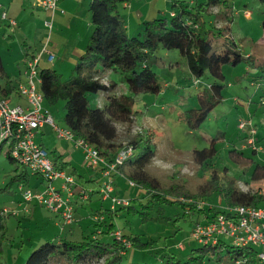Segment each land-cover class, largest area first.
I'll return each mask as SVG.
<instances>
[{
	"label": "trees",
	"instance_id": "trees-1",
	"mask_svg": "<svg viewBox=\"0 0 264 264\" xmlns=\"http://www.w3.org/2000/svg\"><path fill=\"white\" fill-rule=\"evenodd\" d=\"M130 1L92 0L90 4L92 32L84 53L78 58L67 79H62L54 69L47 67L40 69V91L43 94L44 109L49 114H51L49 107L64 102V120L67 126L64 128L72 131L74 141L83 140L98 150L107 163L113 162L122 150L132 148V153L117 165V171L112 176L114 179L119 173L123 178L129 179L132 185L143 188V193L146 194L144 198H131L128 206H120L116 210L101 205V208L96 210L98 213H95V217L98 218L95 220L98 223L94 224L95 230L87 234L83 233L81 240L78 241L59 237L48 240L28 255L25 264H153L152 262H126L128 250L131 247L151 246L155 249L157 244L155 239L143 241L132 233L123 234L120 238L116 237L114 233L117 229L115 221L117 217L126 213L141 215L145 219L165 220L170 219L164 216L166 208L177 206L183 210L182 215L171 220L167 225L175 224L176 220L185 218L187 215L190 221L197 225L201 221L213 220L218 213L227 214L224 207L237 205L259 207L261 203H264V193L250 189L243 190L236 177L222 173L213 167L210 168L209 178L198 187L196 192L181 185H173L170 188L162 185L159 178L147 169L156 157V150L153 147L155 143L151 134L146 133V137L137 135L127 142V139L120 136L119 125L130 127L134 123L136 114L134 96L113 94L118 83L106 76L107 71L120 70L126 74L128 90L132 94H159L162 91V84L154 67L158 62L160 49L177 51L196 80L204 77L210 68L214 69V74L219 78H223L220 69L226 64L238 66L247 63L249 68H260L264 72V59H260L255 54L242 53L233 39L230 40L232 47L225 45L220 52L215 51L213 45L215 36L230 38V24L234 18L231 1L193 0L189 3L186 0H172L171 15L145 21L142 32L135 36L129 34L119 8L121 4ZM248 72L236 77L235 82L242 84ZM3 76H6V72L0 55V78ZM213 87L200 88L196 93L197 107L188 109L181 115V120L190 129L200 128L210 112L220 104L219 93ZM101 92L105 93L106 97L104 107H90L87 95ZM14 93L23 97L19 93L18 86H13L8 81L0 91V96L9 98ZM261 105H264V100H261ZM142 143L145 144L144 152L133 160L135 150ZM5 146V142H0V153L4 151ZM255 149L253 154H256ZM47 151L55 166L65 171L70 163L64 161L63 155L57 154L54 150L47 149ZM217 154L218 149L214 139L210 141L208 147L193 151L195 161L201 165H205ZM5 155L11 163L16 164V174L5 187H0V191L11 192L14 184L18 183L19 189L23 190L20 202L38 205L34 200L24 199L26 191H35L32 188L25 189L28 168L12 158L9 147L5 150ZM229 155L238 163L243 158V154L235 148L229 152ZM254 164L252 158V167ZM101 166L99 168L104 169V166ZM251 180L264 181V164H255ZM92 181L96 180L91 179L89 182ZM98 192L93 189L91 193L89 192V198ZM64 196L67 197V194ZM216 196L221 198L224 206L216 205ZM189 199H192L194 203H188ZM197 201H206L209 205L199 207L195 204ZM72 204L74 206L73 199ZM38 206L46 208L42 205ZM7 213H9L8 209L0 207V257L4 254V242L8 238L5 221ZM104 215L105 217H101ZM179 230L178 226L177 231ZM124 238L130 242V247L124 243ZM258 252V247L254 245L240 246L230 240L219 238L216 243L209 242L194 247L186 258L178 257L176 252L167 247L165 252L159 255V259L160 264H206L207 261H215V264L224 262L264 264Z\"/></svg>",
	"mask_w": 264,
	"mask_h": 264
},
{
	"label": "rangeland",
	"instance_id": "rangeland-1",
	"mask_svg": "<svg viewBox=\"0 0 264 264\" xmlns=\"http://www.w3.org/2000/svg\"><path fill=\"white\" fill-rule=\"evenodd\" d=\"M230 1L234 15L230 24V38L215 36L216 39L213 41L215 51L220 52L225 45L232 47L230 40L233 39L242 53L251 52L260 59H264V0ZM32 8L38 9L35 6H29L28 3L25 9L22 10V14L19 16L22 24L26 17L31 15ZM153 18L154 16L150 17V19ZM16 22L13 19L10 20V23L15 26L17 25ZM6 28L9 29V27L3 26L2 30H6ZM134 29L135 27H132L131 31H129L132 36L142 32L143 25L139 31L134 32ZM21 31L24 32L23 30ZM9 34L13 35L11 32ZM10 39L12 40L11 45L14 48V52H4L3 60L7 73L10 74L11 80L15 82L17 77L15 74L17 71L16 66L22 63L23 60L19 56V52L21 46H24V41L19 37V34L18 36L16 34L10 37ZM1 44H4L3 40H1ZM158 56L159 59L154 70L162 84V91L159 94H132L128 90L126 74L120 70L106 72L108 78L118 83V87L113 94H131L136 100L134 123L130 127L119 125L120 136L127 139V142L130 138L137 135L146 137V133L151 134L155 143L153 147L156 150V157L147 169L151 174L157 176L165 187L170 188L173 185H181L192 192H196L198 187L209 178L210 168L213 167L222 173L236 177L243 190L250 189L264 193V181L251 180V173L255 164H264V105H261V100H264V92L262 91L264 90V72L260 68H249L247 63H242L238 66L226 64L220 69L223 78H219L214 74V69L210 68L204 77L196 80L183 63L177 51L160 49L158 50ZM75 65L76 63L73 68ZM246 72H248L246 80L242 81V84L236 83L235 78L245 75ZM58 74L62 75V79H66L65 74H68V72L59 70ZM205 86H214L213 89L219 93L221 102L210 112L200 128L192 130L180 117L186 110L197 107L196 93ZM87 98L92 108H102L106 103L105 93L103 92L90 93ZM49 110L58 126L67 127L64 120V102H60L51 108L49 107ZM242 122L245 123L244 127H241ZM51 127V125L47 124L37 132L35 137L37 143L43 139L42 143L48 149L63 146L67 150L70 148L69 142L76 147L72 140H68L69 142L60 140L56 132L51 131L53 128ZM253 130L254 133L252 134ZM212 139L216 141L218 154L212 160L206 162L205 165H201L195 161L193 151L208 147ZM144 146L145 144L142 143L135 150L133 160L144 152ZM234 148L243 154L240 163L229 155V152ZM254 149L256 154L252 153ZM5 150L6 148L0 153L1 188L5 187L16 174V164L8 160ZM252 158L255 162L253 167L251 165ZM78 164L77 167L81 168L79 162ZM104 180L102 179V183ZM115 182L120 185L122 194L125 196L116 195L118 199L144 198L146 194L143 193V188L132 185L129 179L119 176L114 179V186ZM27 188L32 187L26 185L25 189ZM22 191V189H19L18 183L14 184L11 192L0 191V207L8 209L10 213L5 214L8 238L4 242V254L0 257V264H25L26 258L37 246L48 240H53V237L55 240V236L60 232L61 228L65 229L68 227V224L62 226V224L65 225L62 218L61 224L56 218V214L49 211L48 215L52 219H57L60 224L56 222L57 225H55V221L47 222V216L44 214L43 216L40 214L36 215L37 223L23 209L28 204L20 202ZM189 202L194 203L192 199H189ZM20 203L23 205L20 206ZM206 203V201L205 203L197 201L195 204L199 207H208ZM215 203L218 207L224 206L219 196H216ZM101 205L105 208H111L112 203L110 200L101 203L100 200L95 199L90 204H87L86 208L80 209L79 214L85 216L88 222L91 223L93 218L89 213L100 209ZM128 205H117L113 210L118 209L120 206ZM259 207L264 209V203H261ZM182 213L183 210L179 207L170 206L166 208L164 215L170 219H145L141 215H127L126 213L117 217L115 219L116 231H119L122 235L132 233L134 236H139L143 241L155 239L157 244L155 249H152L151 246L131 247L128 250L126 262L160 264L159 255L165 252L167 247L169 250L176 252L178 257L186 258L194 247L203 245L204 243L199 242L193 236L196 225L190 221L189 215L176 220V227H174L175 224L167 225L171 220L179 218ZM25 215H27V218H24ZM178 226L180 228L179 231H177ZM91 230H93V227ZM79 239L77 238V241ZM224 239L229 241L228 237ZM127 242L129 241L127 240ZM206 264H215V261H207ZM222 264H228V262Z\"/></svg>",
	"mask_w": 264,
	"mask_h": 264
},
{
	"label": "built area",
	"instance_id": "built-area-1",
	"mask_svg": "<svg viewBox=\"0 0 264 264\" xmlns=\"http://www.w3.org/2000/svg\"><path fill=\"white\" fill-rule=\"evenodd\" d=\"M59 2L60 0H32L33 6L50 12L58 8ZM2 18L8 19L9 22L12 20L8 18L6 12L3 13ZM45 26L52 29L53 21H46ZM48 42L49 37L39 54L26 58V78L18 85L19 93L27 102L26 106L12 104L9 98L0 96V142H5L9 147L14 160L25 165L31 173L39 175L46 183V187L42 190L26 191L24 199L34 200L38 205L45 206L49 211L59 215L65 224H72L75 221L71 199L76 185L75 177L55 166L47 149L36 142L37 131L45 124L51 125L58 138L72 140L77 147L83 149L88 164L94 168L104 166L102 173L105 180L102 183L101 195L104 200H111L113 209L117 205L129 204V199L121 200L114 195L112 175L117 171V165L121 164L133 150L130 147L124 149L113 162L107 163L93 146L83 140L74 141L70 129L55 123L51 114L44 109L43 94L40 91V59L44 53L47 54L48 61L52 62L55 59V54L48 49ZM244 126L245 123L242 122L241 127ZM58 181L62 182L61 188L55 185ZM80 193L83 197L87 196L84 191ZM64 194H67V197ZM224 208L227 214L218 213L213 220L198 223L194 228L193 236L204 244L216 243L219 238L228 237L236 245H254L258 247V256L264 262V209L246 205ZM114 235L118 238L122 236L119 231ZM124 243L130 245L126 239Z\"/></svg>",
	"mask_w": 264,
	"mask_h": 264
},
{
	"label": "crops",
	"instance_id": "crops-1",
	"mask_svg": "<svg viewBox=\"0 0 264 264\" xmlns=\"http://www.w3.org/2000/svg\"><path fill=\"white\" fill-rule=\"evenodd\" d=\"M186 1H188L189 3L193 2V0ZM91 2L92 0H60L58 8L54 12L32 8L31 15L27 16L22 24L19 16L22 14V10L25 9L28 3L29 6L34 7L32 4V0H0V55L2 57L3 65L4 52H14V48L11 45L12 40L10 39V37L15 36L16 34L18 36L19 34V37H21L24 41V46H21V50L19 52V56L22 57L23 60L22 63H19L16 66V81L13 82L11 80L10 74L7 73L6 67L4 65L6 76L0 78V91H2L5 83L8 81L11 82V85L13 86H18L21 82L25 81L26 58L39 54L48 37V49L55 54V59L52 62L48 61L47 54L44 53L40 59L39 69L47 67L56 70L57 73L59 70H61L62 72H68V74H65V77L67 79L73 71V66L76 63V60L80 57V55L84 53L92 32L90 16ZM171 2L172 0H131L130 2L121 4L119 8L121 14L124 17L128 32L131 31L132 27H135L134 32H136L137 30L139 31L143 23L146 20H149L151 16H154L155 18L171 15ZM4 12L7 13L9 18L17 21L16 26L12 25L8 19L2 18ZM51 20L53 21V28L48 29L44 25V23ZM3 26L9 27V29L6 28V30H2ZM21 30H23L24 32H22ZM10 32L13 33V35H10ZM1 40L4 41L3 45L1 44ZM246 54L253 53L250 52ZM9 99L11 103L15 105L26 106L27 103L23 97H20L15 93L12 94ZM46 125L47 124H45L41 128H44ZM52 129L51 131H54V129ZM59 139L64 140L61 138ZM65 141L69 142L68 140ZM40 142V144H43V139H41ZM69 145L70 148H68L67 150L64 149L63 146L50 149L51 151H56L57 154L63 155L64 161L70 163L65 171L67 172L69 170V172L67 173L75 177L76 180V185L73 188L74 194L72 195L75 207V222L72 224H68V227L65 229L61 228L60 232L57 233L55 237H64L69 240H77V238H80L79 240H81V236L83 233H89L90 231H92L91 229L92 227H94V224H98L95 221V213L98 212H96V210H93L89 213L93 218V221L90 223L85 216H81L79 214V210L86 208L87 204H90L95 199L100 200L101 203H103V201H107L104 200L101 195L102 179H105V177L102 173L101 168H94L88 165L84 157V152L81 148L78 149V147L77 149H75L77 146H73V144L70 142ZM5 148L7 149V145L5 146ZM78 162L80 163L81 168L77 167V165H79ZM27 176L28 178L25 182L26 185L32 187L35 190H42L46 187V183L39 175L33 174L29 171ZM119 176L123 178L122 175L117 174L114 179ZM91 179H94L96 181L89 182ZM55 184L58 188H61L62 182L58 181ZM119 186L120 185L115 182L114 194L124 196ZM93 189H95L97 192L99 190L100 192L94 194L91 198H89V192L91 193ZM80 191H84L87 196L83 197ZM26 204L28 205L27 207L24 206V211L26 212V214H29L37 223L38 220L36 218V215L38 214H40L41 216H43V214L46 215L48 219L47 222L55 221V225H57V223H61V217L56 213L54 214H56V218L60 223L57 221V219H52L48 215L49 212H51L48 209L39 207L38 205L32 203ZM22 205L23 204L20 203V206ZM111 209L113 210V208ZM51 215L55 216L53 214ZM26 216L27 215H25L24 218H27ZM101 217H105V215ZM66 225L67 224H62V226ZM93 230H95V227Z\"/></svg>",
	"mask_w": 264,
	"mask_h": 264
},
{
	"label": "clouds",
	"instance_id": "clouds-1",
	"mask_svg": "<svg viewBox=\"0 0 264 264\" xmlns=\"http://www.w3.org/2000/svg\"><path fill=\"white\" fill-rule=\"evenodd\" d=\"M124 239H125V238H124ZM128 247H130V245H129Z\"/></svg>",
	"mask_w": 264,
	"mask_h": 264
}]
</instances>
